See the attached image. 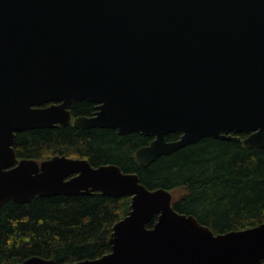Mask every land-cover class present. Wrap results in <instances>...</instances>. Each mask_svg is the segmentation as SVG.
Returning <instances> with one entry per match:
<instances>
[{"label":"water","instance_id":"1","mask_svg":"<svg viewBox=\"0 0 264 264\" xmlns=\"http://www.w3.org/2000/svg\"><path fill=\"white\" fill-rule=\"evenodd\" d=\"M75 101L96 111L74 117ZM70 125L152 138L136 151L144 167L207 137L264 148V0H0V207L37 196L131 197L111 252L66 264L264 260V224L215 233L177 212L171 192L116 165L18 159V133ZM171 133L180 138L168 141Z\"/></svg>","mask_w":264,"mask_h":264},{"label":"trees","instance_id":"2","mask_svg":"<svg viewBox=\"0 0 264 264\" xmlns=\"http://www.w3.org/2000/svg\"><path fill=\"white\" fill-rule=\"evenodd\" d=\"M70 110L74 117H90L96 111L89 101H75ZM179 138V133L167 136L168 141ZM151 140L139 133L70 125L18 133L14 149L19 160L66 156L87 159L94 167L116 165L124 173L137 174L149 190L171 192L177 212L193 215L215 233L264 224V148L207 137L144 167L136 151ZM131 202V197L100 192L37 196L28 204L9 200L0 207V264L32 257L56 264L98 259L111 252L113 227L128 215Z\"/></svg>","mask_w":264,"mask_h":264},{"label":"rangeland","instance_id":"3","mask_svg":"<svg viewBox=\"0 0 264 264\" xmlns=\"http://www.w3.org/2000/svg\"><path fill=\"white\" fill-rule=\"evenodd\" d=\"M179 194H181V193H179Z\"/></svg>","mask_w":264,"mask_h":264}]
</instances>
